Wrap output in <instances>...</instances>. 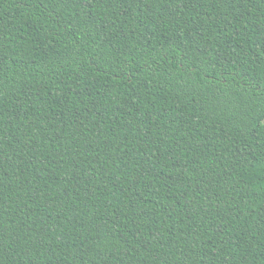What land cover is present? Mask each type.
<instances>
[{
	"label": "trees",
	"instance_id": "1",
	"mask_svg": "<svg viewBox=\"0 0 264 264\" xmlns=\"http://www.w3.org/2000/svg\"><path fill=\"white\" fill-rule=\"evenodd\" d=\"M0 264H264V0H0Z\"/></svg>",
	"mask_w": 264,
	"mask_h": 264
}]
</instances>
